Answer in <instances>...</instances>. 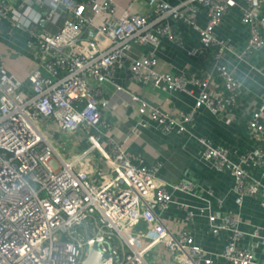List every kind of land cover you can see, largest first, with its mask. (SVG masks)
I'll return each mask as SVG.
<instances>
[{
    "label": "built area",
    "instance_id": "obj_1",
    "mask_svg": "<svg viewBox=\"0 0 264 264\" xmlns=\"http://www.w3.org/2000/svg\"><path fill=\"white\" fill-rule=\"evenodd\" d=\"M44 1L22 0L11 7L0 0V17H10L19 25L30 26L51 19L59 8L63 11L56 29L31 33L28 47L37 61L26 83L0 59V264H82L89 238L109 254L101 264H149L145 256L162 246L174 261L171 264H215L188 231L174 234L154 211L157 207L166 212L171 203V191L159 177V164L144 165L141 159L130 158L123 142H110L108 153L100 147L99 96L126 57L133 79L166 90L185 89L189 81L199 87L193 106L178 116L129 93L138 113L163 133L186 131L201 107L214 116H236L243 83L223 67L212 66L202 77L187 79L180 73L157 70L153 51L128 54L133 43L157 45L160 35L180 44L181 36L174 31L170 17L196 30L201 47L216 45V56L235 51L233 43L215 31L232 0H146L150 7L146 14L125 10L116 19H112L114 0H49L50 8L35 11L29 18L28 11ZM243 1L241 20L249 35L240 54L264 46V12L260 8L264 0ZM199 5L206 15L202 25L196 20ZM103 13L109 19L96 20ZM259 73L264 77V67ZM211 84L217 89L212 90ZM51 126L66 136L85 134L89 146L62 155L46 134V130L53 134ZM138 126L133 134L139 133ZM246 126L256 144L238 162L228 158L224 147L199 139L203 159L232 176L234 202L239 206L245 196L264 193V184L249 171L251 167L264 170V94ZM101 163L108 171L98 167ZM169 186L183 192L194 189L192 182L184 181ZM185 211L186 220L205 213L203 209ZM207 219L212 234L228 232L218 256L230 264H264L239 246L245 233L237 218L209 212Z\"/></svg>",
    "mask_w": 264,
    "mask_h": 264
},
{
    "label": "crops",
    "instance_id": "obj_2",
    "mask_svg": "<svg viewBox=\"0 0 264 264\" xmlns=\"http://www.w3.org/2000/svg\"><path fill=\"white\" fill-rule=\"evenodd\" d=\"M116 12L114 18L127 10L132 13L146 14L150 7L146 0H114ZM178 3L181 0H166ZM11 7L18 6L22 0H6ZM243 0H232L229 3L220 24L215 28L218 37L229 39L235 51L228 52L225 56H216L217 46L201 47L199 35L196 30L185 24L180 19L170 17L175 32L180 34L182 42L160 35L157 45L151 43L132 44L129 55L140 56L153 51L157 57L156 69L180 73L187 79L191 76L202 77L207 68L221 66L239 78L243 87L239 96L240 104L234 109V115H212L207 108L198 109L192 122L187 125V130L181 133L172 131L163 133L154 122L137 111V103L131 102L129 93H136L147 98L152 103L160 106L162 111L178 116L187 112L193 106L195 94L199 87L187 82L185 89L166 90L155 87L151 83L133 79L128 74L129 58H124L114 69L112 77L103 85V94L99 96L101 106V123L98 133L101 134L100 147L108 153L110 142H123L130 158H139L144 165L159 164V177L167 183L171 191V203L166 212H159L161 219L167 224L171 232L188 231L194 242L202 246L207 254L212 256L215 264H230L218 254L228 240V232L220 231L212 234L207 219V214L221 217L230 214L239 220V227L245 236L239 246L253 253L257 261L264 260V193L254 196H245L239 206L234 202L232 176L226 171L217 170L212 162L202 157L203 144L199 140L209 141L213 146H222L227 150L228 158L239 161L240 155L254 149L256 142L250 135L246 121L251 112L260 103L264 94V77L259 69L264 67V46L258 49H248L245 54H240L246 49L248 27L241 20ZM51 3L45 0L40 6L34 5V10L28 11L29 18L34 17L35 11H44L50 8ZM264 12V1L261 4ZM23 9V7H22ZM62 9H58L51 19L32 22L30 26L13 23L10 17H0V59L8 71L26 83L28 73L36 66L34 52L28 47L32 32L52 31L61 23ZM109 15L101 14L98 21L108 20ZM206 15L202 6L196 9V20L204 24ZM102 43L105 40L98 36ZM196 48V52L191 50ZM219 81L218 77H216ZM116 85L120 89H116ZM187 89L189 90H186ZM211 89H217L211 84ZM102 101L106 103H102ZM145 123V126H138ZM138 126L139 133L133 134L132 130ZM53 131L55 128L51 126ZM51 143L57 147L69 148L78 152L89 142L85 134L78 132L66 136L58 131L46 130ZM64 137L66 143L56 139ZM97 155V152H94ZM97 167V165L95 166ZM102 171H108L103 163L98 165ZM250 175L264 184V170L262 168H249ZM192 182L194 189L191 192L173 190L169 185L177 182ZM203 209L202 215H195L191 220L185 219V210L196 211ZM162 264L174 263L171 256L162 247ZM157 250L154 251L155 257Z\"/></svg>",
    "mask_w": 264,
    "mask_h": 264
},
{
    "label": "water",
    "instance_id": "obj_3",
    "mask_svg": "<svg viewBox=\"0 0 264 264\" xmlns=\"http://www.w3.org/2000/svg\"><path fill=\"white\" fill-rule=\"evenodd\" d=\"M109 257V254L102 252L99 245L92 239H88L86 245V254L82 264H101Z\"/></svg>",
    "mask_w": 264,
    "mask_h": 264
},
{
    "label": "rangeland",
    "instance_id": "obj_4",
    "mask_svg": "<svg viewBox=\"0 0 264 264\" xmlns=\"http://www.w3.org/2000/svg\"><path fill=\"white\" fill-rule=\"evenodd\" d=\"M56 139L58 141H60L61 143H66L68 139H65L64 137L59 139V136L56 137ZM58 151L63 155V153L67 154L70 150L69 148H67V146H65L64 148L62 147H57ZM147 262L149 264H162L163 262V256L161 254V249H158L157 251V256L155 257L154 251L151 250L146 256H145ZM154 260V262H153Z\"/></svg>",
    "mask_w": 264,
    "mask_h": 264
}]
</instances>
